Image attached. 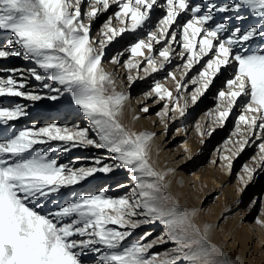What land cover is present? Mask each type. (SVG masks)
<instances>
[{"label": "snow or ice", "instance_id": "obj_1", "mask_svg": "<svg viewBox=\"0 0 264 264\" xmlns=\"http://www.w3.org/2000/svg\"><path fill=\"white\" fill-rule=\"evenodd\" d=\"M112 5L118 10L104 22L102 39H93L92 21ZM156 7L165 14L152 30L149 26ZM187 13L191 17L179 23L178 18ZM218 14H223L219 22ZM0 32L10 34L6 40L10 47H0V59L22 57L34 65L5 70L10 74L0 76V264H85L83 257L89 253L95 256V264H238V259L211 242L209 225L194 222L195 210L182 207L169 194L166 177L174 170L159 171L151 162L155 133L131 131L121 123L129 97L117 91L102 61L108 45L126 33L136 34L124 49L132 58H142H130L123 65L136 71V76L127 77L131 84L163 70L171 63L173 45H180L177 55L185 61L184 71L179 79L175 72L168 73L175 81L176 95L159 81L146 93V98L166 101L158 113L166 127L167 119H175L170 113L183 117L189 102L196 104L221 69L231 65L234 71L226 81L227 90L218 91L219 103L208 115L223 126L238 102L242 106L234 133L239 139L229 141L230 155L220 157L228 170L233 157L253 138L261 141L253 158L255 167L243 166V191L257 169L264 171V0H0ZM122 55L118 53L111 63L119 65ZM204 57L209 58L203 70L190 81L197 87L190 98L184 96L185 77ZM25 71L47 91H26ZM11 97L32 102L67 98L86 118L88 127L51 123L37 128L33 124L4 136L12 122L28 115L25 104H3ZM141 111L147 113L148 105ZM214 131L215 127H209L199 134L211 136ZM53 141L61 143L54 149L37 147ZM88 146L106 150L112 163L96 157L92 167L76 169L52 157L55 150ZM117 169L128 173L130 185H118L129 188L125 195L112 197L104 188L46 210L49 197L62 188ZM257 205L264 209V200L253 198L249 211ZM256 223L264 226V219ZM149 224L161 225L162 233L149 240L152 234L146 232L126 243L137 228ZM169 243L174 246L151 251Z\"/></svg>", "mask_w": 264, "mask_h": 264}, {"label": "bare ground", "instance_id": "obj_2", "mask_svg": "<svg viewBox=\"0 0 264 264\" xmlns=\"http://www.w3.org/2000/svg\"><path fill=\"white\" fill-rule=\"evenodd\" d=\"M194 1L201 2V3L207 2V0H193V2ZM115 7L116 5H112V7L108 11L101 13L99 16H102V14L105 13L104 14L105 16L111 17L112 16L111 11ZM163 11H164L163 8L157 7L156 10H154L152 22H154L158 16H161L163 14ZM189 16H190L189 13L182 14V16L178 18L179 23L182 24L186 22ZM222 17H223V14H218L216 16V21L217 22L221 21ZM233 23L239 24V22H233ZM240 26L246 27V25H243V24H240ZM149 27H151V25ZM173 30L179 31V28L174 26ZM9 35L10 34L7 32H0V47H5V48L10 47L6 43V40L9 37ZM127 35H130V37H128ZM135 35L136 34L126 33L123 38H119V42H113L112 44L108 45L105 49L104 58L107 57L106 56L107 50L109 48L114 49V50H116V48L123 49L124 47L123 45L127 43V41H130V38L134 37ZM142 36H146V32L141 34V37ZM92 38L95 40H98V38L95 36H93ZM258 45H259V41L253 44L252 47L257 48ZM155 48L159 49V45H155ZM173 48H175V52H173L171 63L166 64L163 70L156 72V73H152L149 76H145L143 71H141L140 75L145 76L144 79H136L131 84L129 82L127 83L125 94L128 95L129 99L125 102L124 108L127 107V105L130 106V112H128V116L131 118L130 124H132V121H133L135 123L134 125L137 127L138 125L143 124L147 120L150 121L151 119V118L149 119L147 115L150 111H148L147 113H144L141 111V109L138 108L145 102L144 98H146V94L136 97V94L139 93L142 89L149 88L150 80H153L152 81L153 84L156 81H159L165 87L172 90L174 96L176 95L175 84L171 82L173 80L171 79V77L166 80L165 78L168 76L169 72H175L177 75V79H179L181 72L180 74H178V70L181 68L184 71V69L182 68V65L184 64L185 61L181 60V58L177 55V53L181 50L180 45L178 43L174 44ZM121 53H123V55L121 56L123 57L126 55V53H129V52H125L123 50ZM145 53L147 54V50H145ZM131 59H142V58H132L131 57ZM106 65L109 69L108 72L112 74L116 80H117V77H119L118 80L123 83L127 82L128 80L127 77L129 75L136 76L135 70L129 71L127 70V68H123V66L113 65L111 61L107 63L102 61V66L105 67ZM33 66L34 65L31 62L24 60L22 57H9L7 59H0V76H7L10 74L8 71H5V70H9V69L26 70ZM197 67L198 66L196 64L191 69V71L188 72L186 77L188 78L190 74L196 70ZM226 70L228 71L227 73L224 71V68L221 69L218 75L220 77V79L218 80L219 82L213 85L212 89L211 87L209 88V90L206 92L207 95L204 100L200 99L199 101H197L196 104L191 106L189 113H187L186 111L183 117L179 116L178 113H175V114L170 113V116L174 115L175 119H167L166 120L167 127L165 126V121H162L161 118H159L157 122L154 119H151L152 121L151 123L153 124L152 128L150 130H145L147 132L155 133V137L153 138L150 144V150H151V156H152L151 160L158 162L159 167L156 166V164L152 162L153 166L159 171L167 170L168 167L171 165L174 166V171H172L166 177V183L168 184V192L171 195H173V192L175 191V189L178 188V183H179V186L183 188L186 187L187 189L189 188L194 189L196 187H200V185L202 186L211 185L212 194L213 193L216 194L217 190H219L218 192H220V190H223V189L217 188V185H218L217 183L220 181L222 182V180H217L218 178L217 176H218V172L221 169H223V165H224V161L220 159V157L223 155V150L220 145H217L215 147V151L210 152V150L214 146V144L223 135H225L226 132L223 131L225 128L224 126L226 123L230 121L231 119L230 117L234 114L237 115L241 113L239 102H238V106L234 108L232 114L229 116L227 122L222 126L224 128L222 127L220 129L215 128V131L212 133L211 136H207V135L201 136L200 134L196 135L194 130L191 131V128L194 127V125L195 126L198 125L199 126L198 130H200V132L206 131L209 127H213L212 121H211L212 117H210L209 115L208 117H206L205 115H202L198 119L199 121L196 122L197 124L196 123L193 124L192 121H193V117L196 111L193 114H191V111L193 110L195 106L196 107L198 106L199 107L198 109H202L203 107L213 104V102L219 103V98L214 97L215 92L222 90L221 88L218 87V85L224 83V80L226 79L227 75H228L227 79L232 77L234 68L231 65H229L226 67ZM24 76L27 79V87L25 89L26 91L39 92L40 94H43L44 92L47 91L41 88L39 81H36L32 79L31 77H29L26 71L24 72ZM218 76L216 75L214 80L217 79ZM151 77L153 78L151 79ZM186 77H185V80L187 79ZM19 78H20L19 73H17V79ZM192 86L193 85L191 83H188L187 91L183 92L182 94L190 98L191 92H188V91L192 88ZM150 90L151 89H149V91ZM224 90H227V87ZM165 102L166 101H162V103H165ZM15 103H21V104L27 105L28 115L19 119L18 121L12 122V128L9 129L8 132L3 133L4 136H10L12 131L20 130L25 127L26 128L32 127L33 124H35L37 128L47 126L51 123H57L58 125L62 127L67 126L69 128H71L73 125H76V124H79L81 127H88V122L86 118H84L82 113L77 110L75 105L70 104L67 98H62L59 102L49 101L46 99L37 101V102H32V101H28L20 97L5 98L3 100V104L5 105H12ZM181 104H183V101H181ZM215 109L216 107L213 109H209L208 113L210 112L214 113ZM123 119H124V111L121 117L122 124H124ZM174 124L177 125V128L184 125L186 128H188V132H189L186 144L190 146V151L180 162L170 161V160H175L176 157L179 156L180 154L176 152V149H174L173 150L174 152L171 154L170 153L171 148H167L168 145H170L172 141L175 140V138H173L172 136L166 142L168 130L171 128V126H174ZM124 126L127 128L125 124ZM226 128H228V126ZM159 132L161 133L160 135L157 136L156 134ZM175 134L177 136L179 135L178 133H175ZM253 139H254V142H250L249 145L245 147L244 151L240 153L239 157L241 159L246 158L248 155H250L252 151L257 147V143L260 142V140H255V138ZM58 143H61V142L53 141L51 142L50 145H37V147L44 148L46 150L49 148L54 149ZM52 157L57 159L58 163L68 165L69 167H74L76 169H79L82 167L84 168L92 167L93 160L96 157H104L105 163H112L110 159V154L106 150L94 148L91 146L72 148L68 152L55 150V151H52ZM208 163L210 164L208 165ZM177 169H180V170H177ZM182 171L183 172L186 171L188 176L182 177L183 179L180 178L178 182L177 176L179 175L183 176V174L181 173ZM255 175L257 176V179L253 184L249 183L247 187L243 189V191H241V188L238 189L237 192L239 195L237 198L247 197L248 191L250 192V190L251 191L253 190L254 192H257V193L261 192L262 187H264V184L260 185L259 181L263 177L264 171L257 169V172L255 173ZM120 184L130 185V180H129L128 173L126 170L117 169L113 173H109V174L96 173L94 176L88 178L87 180H85L84 182L80 184H77L71 187L62 188L60 193L53 194V196L49 197V200L46 205V210H52L56 208L57 206L71 202L74 199V196L77 192H84L85 194H96L97 190L100 187L101 188L103 187V189L107 188L108 189L107 195L112 196V197H118V196L125 195L129 191V188L118 187V185ZM222 197H223V193H222ZM204 203L205 201L201 200L200 207H199L200 211L206 210L205 209L206 205H204ZM224 205L225 206H223L222 208L223 210L218 216L220 220H222L223 218L227 219V216L231 212L236 210V208L233 207L236 205L233 199L231 201L230 198L227 199V197H224ZM233 215L234 216L231 222L232 226L226 231V238L228 240H231V243L236 241L237 225H238L241 228L240 230L244 233L245 240H247V245H246L247 248H250V243H251V247L254 250L255 248L254 246H252V244L255 241H260V246H264V238H261L259 234L257 233V226L253 224H250V225L248 224V220L251 216V212L245 214V216L244 215L238 216V212H235ZM195 218L196 216L194 217V219ZM219 221L218 222L216 221L209 225L210 226L209 234L215 233L218 231V228L220 225H217V224L219 223ZM146 227L150 229L148 232H151L152 234L151 236L148 237V239L150 237H153L155 234H157L158 230L162 228V226L159 224L142 225L141 227L137 228L133 232V234L128 238V240L131 238H134L136 235H138V233H141V231L143 229H146ZM170 244L171 243L165 244V245H158V246H160L159 248L166 249L170 246ZM228 246L229 244H225V248H228ZM253 250L251 252H253ZM224 252L227 253V250H225ZM243 258L244 256L242 255L239 257H236V259H238V263L241 262ZM92 264H95V263H92Z\"/></svg>", "mask_w": 264, "mask_h": 264}, {"label": "rangeland", "instance_id": "obj_3", "mask_svg": "<svg viewBox=\"0 0 264 264\" xmlns=\"http://www.w3.org/2000/svg\"><path fill=\"white\" fill-rule=\"evenodd\" d=\"M195 3V1H194ZM157 8V7H156ZM155 8V10H156ZM117 7H115L111 13L112 16L114 14L115 11H117ZM105 14V13H104ZM104 14H102V16H99L98 19L92 21V28H91V37L95 36L98 38V40L102 39L100 33H101V29L102 26L104 24V22L109 18L108 16H105ZM165 14V10L163 11V14L161 16H158L154 22H152L151 24V28L152 30H155L156 27V23L158 18H161L163 15ZM189 17L187 19H189L191 17V14L189 13ZM153 17V16H152ZM113 24L114 26L118 25V22L113 20ZM128 37H130V35H127ZM144 36H142L141 38H143ZM129 44V41H127V43H125L123 46V49L120 48H116V50L114 49H108L107 50V57H105L103 59V62H109L112 60V58L114 56H116L118 53H121ZM161 47V45H159V48ZM255 49V48H254ZM130 53H126L125 56L120 57V64L118 66H123L131 57H130ZM211 55V54H209ZM209 57H204L203 60L200 61L199 64H197V68L196 70L190 74V76L186 79V81L188 83H190V81L192 79H195L199 73V71H202L203 68L202 66H204L206 64V61ZM106 71H108V67L107 65L104 67ZM125 68V67H123ZM129 70V69H127ZM182 69L180 68L178 70V74H180V72ZM130 71V70H129ZM133 71V70H131ZM224 71L227 73L228 71L226 70V68H224ZM219 75V73L217 74V76ZM228 75L226 76V79L224 80V83L218 85L219 88H221L222 90H224L227 85H226V81L229 79H227ZM115 80V86L117 91L120 92H124L126 93V86L127 83L129 82L127 80V82L123 83L121 81H119V77H117V80L115 79V77H113ZM153 77H151L152 79ZM155 78V76H154ZM170 76L166 77V79H169ZM220 79V77L218 76L217 79H215L213 81V84L211 85V89L213 88V85L217 84ZM164 80V81H165ZM153 80L149 81V88H145L142 89L139 93L136 94V97H139L141 95H145L149 89H151L153 87ZM172 83L175 84L174 81H171ZM192 84V83H191ZM193 85V84H192ZM195 87H197V85H193L192 88L188 91L191 92L194 91ZM190 93V94H191ZM206 93L201 96L199 98L200 99H205L206 97ZM214 97L218 98V91L215 92ZM156 97L154 96L153 98H144L145 102L139 106L138 108L141 109L142 107L145 106V104L148 105L149 107V113L148 118L150 119H154L156 122L159 120L160 116L158 115V113L163 111V104L162 101L156 102ZM198 100V101H199ZM217 102H213V104H210L209 106L203 107L202 109H198L199 107L195 106L193 108V110L191 111V114H193L195 111V115L193 117V124L198 122L199 118L202 115H205L206 117H208V111L209 109H213L217 106ZM193 104L189 103L188 107H187V113H189L191 106ZM239 107L241 108V112H242V106L239 105ZM124 111V119L123 122L124 124L127 126L128 129H130L131 131H136V132H143L145 130H150L153 126V124L151 123V119L150 121L147 120L145 121L143 124L138 125L137 127L134 125L135 123L132 121L131 123V118L128 116V112H130V106L127 105V107H125L123 109ZM240 115H232L230 118V121L228 123L225 124V128L222 127L221 125L215 124L213 121V118H211L212 121V125L213 127H215L216 129H220L221 127L224 128L223 131H225V135H223L215 144L214 146L211 148L210 152L215 151V147L217 145H220L222 150H223V155H230V152L227 151L228 148H231L232 145L229 143V141L231 140H236L239 139V137L235 136L234 133L236 131V123H237V118ZM232 120V122H231ZM130 124V125H129ZM197 124V123H196ZM228 126V128H226ZM25 127V126H24ZM26 128V127H25ZM28 128V127H27ZM190 128V127H189ZM181 129H183V131H180ZM194 130L196 135H199L200 130H198V125H194V127L191 128V131ZM161 132L157 133L156 135H160ZM175 133H178L179 135L177 136ZM175 134V135H174ZM189 135L188 132V128H186L184 125L180 126L177 128V125L174 124V126H171V128L168 130L167 133V140H169L172 136L173 138H175L174 141H172V143L170 145H168L167 148H171L170 153L172 154L174 151V149H176V152H178V154H180L179 156L176 157L175 160H170L171 162L174 161H181L183 160V158L189 153L190 151V146L188 144H186L187 142V137ZM234 137V138H233ZM261 142V141H260ZM259 142V143H260ZM259 143H257V147L252 151V153L250 155H248L246 158H240V154L237 157H233V166L231 170H228L226 167L223 166V169H221L218 172V178L217 180H222V182H218L217 184V188L223 189L220 190V192H218L219 190H217V193H213L211 191V185H200V187H196L194 189L189 188L187 189L186 187L183 188L181 186H179L178 183V188L175 189V191L173 192V195H171L175 200H177L179 202V204L184 207L187 208L189 210H195L196 212V218L194 219V222L197 223L199 226L203 227L204 225H210L214 222H218L220 219L218 218L219 214L221 213V211L223 210V206L224 205V197L230 198V200L235 201V206H233L234 208H236L235 211L231 212L228 216L227 219L223 218L222 220L219 221V223L217 225H220L218 228V231L215 233H211L209 234V237L211 239V242L218 245L219 247L222 248L223 251L227 250V254L232 257L233 259H236V257L239 256H244L243 260L241 262H239L238 264H264V246H260V241H255L252 246H254V250L251 247V243H250V248H247V240H245L244 238V233L240 230L241 228L237 225V239L236 241H234L233 243H231V240H228L226 238V231L232 226V219H233V214L235 212H238V216H242L249 212H251V216L248 220V224H253L255 226H257V233L259 234V236L261 238H264V226L256 223V220L258 218L260 219H264V209H262L260 207V205H257L256 208L252 209L251 211H249V205H250V201L253 198H260L262 200H264V187H262L261 192L257 193L254 192L253 190L251 191L250 188V192L248 191V195L247 197H238V189L242 187L241 183H240V176L243 175V166L244 165H250L254 167V163H253V158H255L259 152V148L258 145ZM176 147V148H175ZM185 148H187L188 150L186 151ZM152 158V156H151ZM151 162L155 163L156 166L159 167V163L151 160ZM210 163H208L209 165ZM225 164V162H224ZM168 169H172L174 170V166L171 165L168 167ZM167 169V170H168ZM195 169V168H194ZM180 170V169H177ZM260 172V171H259ZM183 174V176L179 175L177 176L178 178V182L179 179H183L182 177L184 176H188L186 171H182L181 172ZM228 177V178H227ZM257 179V176L255 175L253 180L250 182L251 184H253ZM226 181V182H225ZM260 185L264 184V175L263 177L260 179ZM224 184V185H223ZM103 187L99 188L97 190V192L99 190H102ZM222 193H223V197H222ZM250 193V194H249ZM211 194V195H209ZM79 195H87L84 192H77L74 196V199L77 198ZM237 195V196H236ZM201 200H204L205 203V209L204 211H200L199 207H200V202ZM221 227V228H220ZM162 229H159L157 234H155L153 237H150L149 240L151 239H155L157 236L160 235V233H162ZM150 229L148 227H146V229H143L141 231V233H138V235H136L134 238L129 239L128 241H126V243H130L133 241L138 240L140 237H142L146 232H148ZM225 244H229L228 248H225ZM174 245L170 244V247H173ZM160 246H157L155 248H153L151 251L152 252H163L166 249L164 248H159ZM253 250V252H251ZM86 254L83 259L85 260V264H92L95 263V256L93 254Z\"/></svg>", "mask_w": 264, "mask_h": 264}]
</instances>
